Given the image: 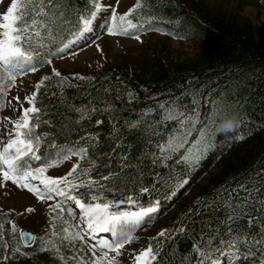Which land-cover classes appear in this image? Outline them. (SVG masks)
<instances>
[{"label": "snow or ice", "instance_id": "6c2138e0", "mask_svg": "<svg viewBox=\"0 0 264 264\" xmlns=\"http://www.w3.org/2000/svg\"><path fill=\"white\" fill-rule=\"evenodd\" d=\"M2 5L0 0V109L7 108L15 115L0 116V185L11 181L39 200L54 201L47 205L53 223L44 244L61 260L65 256L58 245L66 241L70 249L67 258L74 264H161V253L168 255L163 241L149 237L146 246L131 248L140 240L135 234L153 223L158 214V192L188 183L184 169L215 145L221 113L228 114L232 102L226 96L214 98L212 93L202 103L194 95L188 103L170 98L120 124L121 108L136 98L131 90L109 85L94 89L95 99L76 104L64 96L65 87L75 85L53 64L65 55L74 56L73 49L94 46L102 51L98 41L105 32L128 35L129 30L136 31L138 24L129 17L141 7V0L123 13L100 0H89L90 6L82 12L70 7L69 0H10L6 8ZM101 9L110 13L107 19L99 14ZM135 38L141 39L138 34ZM48 66L50 72L32 81L29 91V74ZM53 81L68 113L59 123V133L76 135L73 141L65 139L61 146L45 152L42 143L46 134L36 131L41 123L37 97L42 86ZM22 90L25 94L21 99ZM94 116H107L112 124L105 152L96 147L98 133L84 130L81 134L86 125L104 123ZM125 132L132 135L137 147L125 139ZM243 138L242 122L238 121L231 139ZM51 143L55 146V139ZM72 157L77 159L65 174H46ZM85 163L88 167H83ZM147 177L150 179L145 183ZM120 188L128 195L111 198L110 194ZM194 204L184 220L192 222V217L202 212H211L213 219L198 230L194 225L188 229L181 221L174 229H160L156 234L169 241L179 239L180 234L190 239L183 254L178 246L171 249V264H264V166L229 179ZM9 223L14 234L15 223ZM20 236L27 237L25 242L33 239L31 233L23 231ZM3 237L0 223V248L6 251L9 243ZM17 252L19 248L13 245L10 255L0 259L17 258Z\"/></svg>", "mask_w": 264, "mask_h": 264}, {"label": "trees", "instance_id": "16d2710c", "mask_svg": "<svg viewBox=\"0 0 264 264\" xmlns=\"http://www.w3.org/2000/svg\"><path fill=\"white\" fill-rule=\"evenodd\" d=\"M240 1H253L256 7L264 8V0ZM69 6L82 12L90 5L89 0H69ZM129 18L138 24L137 30H129V33L154 29L173 37L192 39L199 43L198 55L174 67L162 65L157 70L145 73H137L130 67H118L98 77L80 75L86 77L85 80L61 73L68 77L70 84L75 85L66 86L64 96L71 97L76 104H86L89 99L96 98L94 89L117 85L131 90L136 98L121 108L120 124H123L124 119H134L136 112L154 109L159 102L170 98H179L181 103H188L194 95L202 103L210 93L214 98L226 96L232 102L228 115H235L242 122L244 138L231 139L236 134V128L227 133H215V145L202 159L184 169L189 177L188 183L183 187H174L171 191L157 193L160 209L153 218L168 215L169 210L178 205V210L164 222V229L172 230L184 221L188 229L194 225L198 230L202 224L213 219L211 212H202L199 216H193L192 222L184 220L188 215L187 210L196 207L194 202L198 198L210 194L233 177L239 178L256 167L264 166V22L255 23L249 17L233 11L210 8L199 0H141V7L134 9ZM140 24H143L142 29L139 28ZM37 106L41 109V123L36 131L46 134L42 143L45 152L61 146L65 139H75L74 132L59 133V123L68 113L61 103V93L55 81L50 86H42ZM96 118L102 119L104 123L99 126L86 125L81 129V134L84 130L98 133L100 140L96 147L100 152H105L112 124L107 116L93 117ZM44 121H51V124H45ZM124 136L134 147L138 146L130 133L125 132ZM52 139L56 141L55 146L51 143ZM97 158L101 157L97 155ZM83 167H88V164L85 163ZM91 174L95 175V172ZM148 179L150 177L146 178L145 183ZM187 194L191 195L190 198H185ZM127 195V191L120 188L112 192L110 197L115 199ZM7 218L6 212H0V223L4 225ZM152 237L162 240L168 253H161V264H171V249L178 246L182 250L180 254H183L190 247V239L183 234L175 241L156 235ZM9 238L21 254L27 253L22 254L23 257L30 258L37 254L40 245L38 236H35L30 246L22 245L16 230L14 234L11 231ZM6 253L7 250L0 248V257Z\"/></svg>", "mask_w": 264, "mask_h": 264}, {"label": "rangeland", "instance_id": "374dc122", "mask_svg": "<svg viewBox=\"0 0 264 264\" xmlns=\"http://www.w3.org/2000/svg\"><path fill=\"white\" fill-rule=\"evenodd\" d=\"M199 1H203L210 8H220L247 16L255 23L264 22V8L256 7L253 1ZM9 2L10 0H3L2 6L6 8ZM100 2L105 5L112 4L116 7L117 13H123L136 0H119L118 5L115 0H100ZM99 14L104 16L105 19L110 15L105 9H101ZM137 34L141 37L140 40L135 38ZM98 43L102 51L97 50L94 46L82 48L81 51L73 49L74 56L65 55L63 59H56L53 66L60 73L70 77L85 74L98 77L104 75L108 70L118 67H130L137 73H145V71L157 70L162 65L174 67L180 62L195 58L200 50L199 43L192 39L173 37L163 31L154 29L129 33L128 35H109L105 32ZM50 67H44L35 74H29L31 78L28 81L29 91L32 87L31 82L38 79L40 75L49 73ZM24 94L25 92L22 90L20 92L21 99ZM10 95H12L11 92ZM24 106H27V104ZM3 115H15V113L4 108L0 109V116ZM76 159V157H72L69 161H64L58 166L49 168L46 174L63 175ZM0 180H2V177H0ZM190 196V194H187L185 198H190ZM52 203H54L52 200L47 202L39 200L33 193L14 185L11 181L3 182L0 185V212L8 214L7 221L3 225V239L10 243L6 255H10L13 246L9 238L12 231V225L9 221L15 223L17 234L20 228H28L34 232L35 236L39 237L40 243L37 254L33 257H23L19 251L16 254L17 258H9L7 261L1 259L0 264H74L71 259L67 258L70 255V249L66 247V241L64 244L58 245L61 253L65 256L64 260H61L52 249L45 247L44 241L48 239L52 231L49 225L53 223L51 219L53 213L50 212L47 205ZM177 210L178 205L170 209L168 215L153 218V223L148 224L144 230H138L135 235L140 237V240L134 242L131 248H139L141 244L146 246L149 242L148 238L155 236L160 229H164V222L168 216ZM57 223L59 222L57 221ZM97 235L107 237L109 234L99 233ZM77 246H79L78 242Z\"/></svg>", "mask_w": 264, "mask_h": 264}, {"label": "clouds", "instance_id": "9594fccd", "mask_svg": "<svg viewBox=\"0 0 264 264\" xmlns=\"http://www.w3.org/2000/svg\"><path fill=\"white\" fill-rule=\"evenodd\" d=\"M238 126V120L235 115L222 114L218 123L220 132H231Z\"/></svg>", "mask_w": 264, "mask_h": 264}, {"label": "water", "instance_id": "95a60500", "mask_svg": "<svg viewBox=\"0 0 264 264\" xmlns=\"http://www.w3.org/2000/svg\"><path fill=\"white\" fill-rule=\"evenodd\" d=\"M21 231H23V232H25V233H31L33 239L30 240V241H28V242H25V241L27 240V237L21 238V236H20V232H21ZM18 235H19V238H20V241H21L22 245H24V246H30V245L33 243L34 238H35V234H34V232H33L32 230L28 229V228H20V229L18 230Z\"/></svg>", "mask_w": 264, "mask_h": 264}]
</instances>
